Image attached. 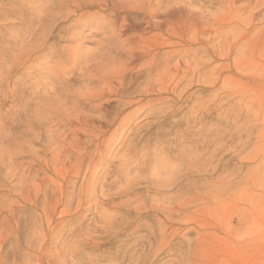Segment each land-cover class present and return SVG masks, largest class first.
<instances>
[{
    "label": "rangeland",
    "instance_id": "obj_1",
    "mask_svg": "<svg viewBox=\"0 0 264 264\" xmlns=\"http://www.w3.org/2000/svg\"><path fill=\"white\" fill-rule=\"evenodd\" d=\"M56 1L0 0V264H34L46 248L66 264H264V60L243 73L260 84L224 81L221 54L215 60L184 42L181 79L147 97L145 76L132 78L127 93L142 102L127 110L131 122L116 124L106 149L88 147L74 175L67 156L55 158L56 134L70 122L54 108L66 99L72 106L70 89L98 84L95 70L125 59L118 42L144 34L150 5L159 15L165 8L108 0L107 9L68 16L71 8L62 13ZM180 1L196 11L193 0ZM256 17L252 34L263 26L264 4ZM170 49L159 50L162 67ZM122 100L77 108L97 119L96 105L109 113ZM189 195L202 200L198 221L163 224L158 206Z\"/></svg>",
    "mask_w": 264,
    "mask_h": 264
},
{
    "label": "bare ground",
    "instance_id": "obj_2",
    "mask_svg": "<svg viewBox=\"0 0 264 264\" xmlns=\"http://www.w3.org/2000/svg\"><path fill=\"white\" fill-rule=\"evenodd\" d=\"M47 1H48L47 3H50L51 0H47ZM167 1L170 0H157L158 4L156 9L165 8L164 14L162 15H159L160 10H155V8H153V6L150 5L151 8H149V13L148 12H147L148 14L146 13L147 16L149 15V20L148 21L146 20L147 21L146 24L148 25L147 29L143 28L144 34L139 33L140 35H137L136 33L137 36L133 37L130 35V37L126 36V38L124 39L122 37L121 38L122 41L120 40L121 42H118L120 45H118L119 49L118 48L117 49L120 50L122 57H125L123 61H118L117 62L118 64L111 65L110 68L95 70V72H93L91 75L95 77V79H97L98 84L96 85L87 84L83 86V88L70 89L71 95L75 97L74 100L70 101V103H72V106H68L69 103L66 102V100L68 99H66L64 102L58 101V106L54 108L56 115L60 114V116H62L65 119L69 118V120L67 121L68 123L70 122V126L68 129L63 128L64 131L62 130L58 131L59 133L56 134L57 139L54 140L55 158L58 159L59 163H62L65 162V158H66L65 156H67V160H69L73 166L71 171L72 170H73L72 172L75 171L74 175H76V172L80 170L83 161L85 159V155L87 154L85 152L87 151L88 147H91L92 145H94V142H97L95 146H97L98 150L99 148L102 150L106 149L110 144L109 141H111V139L114 138L115 131L113 129H115L116 124L122 123L125 127L126 124L128 125V123L131 122V118H132L131 111L127 112V110L142 102V99L137 100L138 99L137 98L136 100H134L132 99L133 98V95H131L132 93H127L126 84L128 82H131L130 80L132 78L140 79L141 75L145 76L144 80L146 84L143 85L144 87H141L143 89H141L140 92L147 97L150 95H156L160 93L163 94L165 91H168L170 89V86L173 85V83H175L174 81L178 82V79L179 80L181 79L182 77V76L180 77L181 73L183 72V70L186 71L185 69H188L187 67L189 65L186 64L187 67L184 68L185 65L183 63V58L185 56L182 57V54L184 53L181 54L182 50L180 48V46L184 45V42L190 41L189 44L191 46L198 45L197 51L203 49L204 50L203 52L207 56H211V58L214 59L215 58L217 59L218 55L221 54L219 58L224 57L223 59L227 60V62L223 65V67H226L228 69L226 68H224V70L221 69L220 72L218 73V77L219 78L222 77V72L224 71L230 73L228 76L223 77L224 81L232 79L240 84L257 83L258 85L261 83V82L258 83V81L254 79H245L246 77L243 75V73L251 69H255L258 71L259 69L257 68V65H259L258 62L259 57H261L260 60L262 61L260 62V64H263L264 22H262L263 26H261L260 29L255 34L251 33V28L255 24L260 23L259 21H257L256 15L257 12L260 10L261 5L264 4V0H245L246 3L243 6H238V7L235 5L240 0H193L196 4L195 5L196 11L193 13L191 11H187V9L182 7L181 6L182 1L180 0H177V2H174L172 0L174 2L173 4L168 2L169 5L165 6V3ZM149 3L151 4V2ZM58 5L59 6L56 8V10H60V11L71 8L70 9L71 11L69 10L70 11L68 14L69 16L71 14L78 15L79 11L88 8H98L100 10L107 9L108 0H63ZM53 6H55L54 3ZM203 11L207 12L206 17L202 16ZM85 12L88 11L85 10ZM98 13L100 12L98 11ZM192 15L194 16V18L191 17ZM81 18L82 16L80 17V19ZM157 18H161L159 22L155 21V19ZM153 29H157L158 32L151 34L150 32H152ZM208 31L210 32V34L208 37H205V34ZM189 33L191 34L190 37L191 39L187 38V34ZM215 40H217L216 43H213V41ZM237 44H239L238 47ZM166 47H170L171 49L167 51V58H166L167 65L165 67H162L161 63H159L160 60L158 61L157 59V56L159 50L164 49ZM235 47H237L236 55H234L233 53ZM163 55L164 53L162 54V56ZM161 59H165V58H161ZM173 60H175L174 63H169L171 61L173 62ZM230 62H232L234 69H232ZM255 70L254 73L257 74ZM131 73L133 74V76L129 77V74ZM90 81L92 82V79ZM139 83L137 85H139ZM115 96L116 97L120 96V98L125 97L126 100L124 101L122 100L123 103L122 104L120 103L121 105L118 107V109L110 110L109 113L104 112L102 108H104L105 106L103 107V103H99L98 105H96V107L101 109V113L103 115L101 116L99 115L100 117L96 115L97 119L93 118L94 116L91 118L89 115L86 116L83 113H80V110L77 108L82 100L84 101L89 100L90 102L102 100L103 102V99L105 100ZM122 114L123 117L120 118ZM63 121H64L63 119H59V122L63 123ZM83 136H87V138L89 137L90 140H85ZM97 151L94 152L98 153ZM128 161L129 160H127V162ZM63 170L65 171L64 167ZM85 180L89 181L88 176L86 177ZM201 201L202 200L199 199L198 196L191 197V195H189L187 198L183 200L182 199L177 201L173 200L172 202V204L174 203L173 205L171 204L170 206H166V205L158 206V209L160 210V212L164 214L166 219L163 220L162 223L164 224L165 222H169L176 224L185 218H188L189 220L198 221V219H196V214L199 211L198 208L201 206L200 204ZM258 237L259 235L255 236L254 240H257ZM48 251H49L48 248H46L45 251L43 252V255L37 257V259L33 263L34 264H66L64 260L61 261L52 260L48 255ZM44 255L47 256L46 260L43 259Z\"/></svg>",
    "mask_w": 264,
    "mask_h": 264
}]
</instances>
